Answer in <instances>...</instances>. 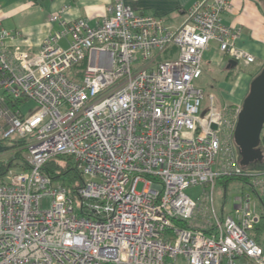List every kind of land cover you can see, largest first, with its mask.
I'll return each instance as SVG.
<instances>
[{"label": "built area", "instance_id": "1", "mask_svg": "<svg viewBox=\"0 0 264 264\" xmlns=\"http://www.w3.org/2000/svg\"><path fill=\"white\" fill-rule=\"evenodd\" d=\"M135 2L110 0L94 26L54 11L59 29L38 49L0 16V138H28V169L0 184V264H264L250 235L258 203L242 197L225 219L211 206L221 178L252 179L264 195V172L240 165L239 111L212 94L203 107L195 84L212 42L239 65L256 61L222 20L232 0H198L177 28ZM23 100L36 104L28 115L9 103ZM62 156L84 180L74 196L44 172ZM199 185L210 188L200 203L186 193Z\"/></svg>", "mask_w": 264, "mask_h": 264}, {"label": "crops", "instance_id": "2", "mask_svg": "<svg viewBox=\"0 0 264 264\" xmlns=\"http://www.w3.org/2000/svg\"><path fill=\"white\" fill-rule=\"evenodd\" d=\"M197 1L136 0L134 8L141 14L164 17L170 26L177 28L184 22L187 10ZM109 3L110 0H0V16L3 26L23 32L26 47L38 49L43 39L59 29L57 24L49 22L52 12L66 8V20L85 19L94 26L107 16ZM222 20L228 26L241 29L238 47L253 54L256 61L247 66L238 64L236 68H228L232 59L220 51L216 42H212L205 52L208 58L203 61V74L208 70V64L216 70H227L224 80H213L218 91L211 94L215 96L217 104L238 108L242 107L251 82L264 68V10L257 0H232L231 8L223 13ZM1 140L0 157L5 158L7 145Z\"/></svg>", "mask_w": 264, "mask_h": 264}, {"label": "rangeland", "instance_id": "3", "mask_svg": "<svg viewBox=\"0 0 264 264\" xmlns=\"http://www.w3.org/2000/svg\"><path fill=\"white\" fill-rule=\"evenodd\" d=\"M261 7L264 10V0H257ZM7 29H9V27H7L6 25H4ZM206 56H204V59L206 61V59L208 58V54H205ZM164 57V56H163ZM206 65V64H205ZM204 66V65H203ZM208 66V70L203 74V76L201 77V79H199L198 81H196V85L200 88H202L204 90V94H205V98H204V104L203 107L205 106V103L208 100V97L211 93H216L218 91V89L215 87L216 84L215 82H213L214 79H216L217 81H222L224 80L225 77V72L227 73V70L222 71V70H216L214 69L212 66H210L209 64L206 65ZM71 71L68 72V74L70 75ZM216 91V92H215ZM36 108V104L34 101H28L23 107H22V112L26 115L30 114L31 112H33ZM239 108V107H238ZM241 109V107L239 108ZM18 135H12L10 140L5 139V143L7 145V147L11 146L12 144V140L17 138ZM261 147L264 150V145H261ZM236 148V152L238 154V148L235 145ZM8 156V154L5 155V158ZM239 159H240V155L238 154ZM244 169L247 172L250 173H256V174H261L264 172V162L262 163H258L257 165H252L249 167H244ZM6 180V178H5ZM251 180H245V179H240V178H233L231 180H226V179H219L216 182V186L214 189V195H213V199L211 201V206L214 205V208L219 216L220 219H225L228 216H231L233 214L234 208H235V204L238 203L240 200V198L242 197H246L247 195L251 196V200L252 201H256L260 207H263V202H264V197L263 198V202L259 199V197H256L253 188L251 187ZM209 186H202L199 185L197 187H192L189 188L186 193L187 195H189L192 199L196 200L199 202V198L202 197L204 193V190H207V192H209ZM138 191H142L143 190V184L138 185L137 187ZM207 194L206 196H204V198L206 199V202H209V200H207ZM200 203V202H199ZM39 206L41 209L43 210H47L50 208L51 206V199L47 198V197H43L40 202H39ZM251 236L255 237V238H259L260 241V245H262L263 249H264V232L259 231V233L253 231L252 233H250ZM239 264H245L243 261H238ZM176 264H182L181 261H178Z\"/></svg>", "mask_w": 264, "mask_h": 264}, {"label": "trees", "instance_id": "4", "mask_svg": "<svg viewBox=\"0 0 264 264\" xmlns=\"http://www.w3.org/2000/svg\"><path fill=\"white\" fill-rule=\"evenodd\" d=\"M38 1V0H35ZM174 53H171V56ZM86 68V62H82L79 65H76L70 73L71 78L78 79L82 76L84 73V70ZM262 71V70H261ZM260 71V72H261ZM259 72V73H260ZM258 73V74H259ZM257 74V75H258ZM26 101H18L16 103H12L9 101L12 108H20L23 103ZM229 110L234 109L232 112L240 111L241 109L229 106ZM11 137L7 138L10 140ZM5 145L4 142L5 139L1 140ZM27 145H28V138L26 137H17L12 140L11 146L7 147V150L5 151V154H8L6 158L0 157V184L5 183L6 175L11 171L14 170L15 172H20L23 170L28 169V163L26 161L27 156ZM261 145H264V131L262 134V141ZM263 149V148H262ZM264 151V150H263ZM45 174L51 176L54 180H60L62 181L70 190V193L74 196L77 192V189L80 188L83 183V177L80 173V171L77 169L75 164L72 161V158L70 157H56L51 159L44 168ZM233 178L238 177H226L221 179L231 180ZM245 179L246 178H240ZM253 191L257 194V197L263 202L262 197L255 191L253 188ZM255 232L259 233V231L264 232V202L263 207L259 208V222L254 230ZM255 238V237H254ZM258 243L260 244L259 238H255ZM245 264H251L250 261L244 260Z\"/></svg>", "mask_w": 264, "mask_h": 264}, {"label": "water", "instance_id": "5", "mask_svg": "<svg viewBox=\"0 0 264 264\" xmlns=\"http://www.w3.org/2000/svg\"><path fill=\"white\" fill-rule=\"evenodd\" d=\"M238 63L230 60L228 68H236ZM205 114V112L203 113ZM217 129V126H213ZM264 131V68L253 79L250 90L241 110L234 131V142L240 155V165L249 167L264 162L261 147Z\"/></svg>", "mask_w": 264, "mask_h": 264}]
</instances>
